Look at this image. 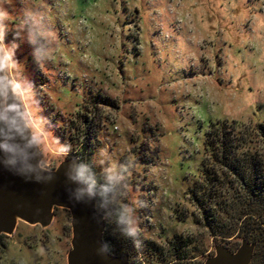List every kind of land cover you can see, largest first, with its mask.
Returning <instances> with one entry per match:
<instances>
[{
    "label": "rangeland",
    "instance_id": "obj_1",
    "mask_svg": "<svg viewBox=\"0 0 264 264\" xmlns=\"http://www.w3.org/2000/svg\"><path fill=\"white\" fill-rule=\"evenodd\" d=\"M44 3L59 37L52 59L40 70L27 43L16 52L50 133L43 162L55 168L67 144V158L80 157L98 177L131 165L120 199L136 207L140 247L104 217L107 238L121 253L129 247L134 264H201L215 244L237 248L230 214L212 235L189 189L195 182L210 192L201 163L211 121H237L250 137L264 122V0ZM9 11L18 19L20 4ZM70 238L63 209L44 229L18 222L0 237V264H66ZM257 253L263 264L264 243Z\"/></svg>",
    "mask_w": 264,
    "mask_h": 264
},
{
    "label": "clouds",
    "instance_id": "obj_2",
    "mask_svg": "<svg viewBox=\"0 0 264 264\" xmlns=\"http://www.w3.org/2000/svg\"><path fill=\"white\" fill-rule=\"evenodd\" d=\"M20 4V15L13 20L9 11ZM11 32L12 41L6 42ZM20 42L32 48L36 67L45 70L46 64L59 43L44 0H0V169L22 177L26 182L49 183L54 179L51 167L43 162L41 145L50 136L46 119L39 115V101L34 86L25 75L24 63L16 52ZM58 143V142H57ZM71 146L60 145L57 156L67 158ZM131 165L112 164L98 177L93 167L78 160L68 162L63 175L70 199L77 203L96 202V207L115 223L122 236L140 247L139 218L136 207L123 203L121 195L128 189ZM136 206L143 202L136 201ZM110 246L105 243L98 255H105Z\"/></svg>",
    "mask_w": 264,
    "mask_h": 264
},
{
    "label": "trees",
    "instance_id": "obj_3",
    "mask_svg": "<svg viewBox=\"0 0 264 264\" xmlns=\"http://www.w3.org/2000/svg\"><path fill=\"white\" fill-rule=\"evenodd\" d=\"M240 127L234 120L209 123L203 140L207 159L201 166L202 186L210 187V192L194 182L189 194L212 235L230 214L241 238L257 244L250 264H258V248L264 243V153L256 149L264 151V122L251 127L253 137L238 131Z\"/></svg>",
    "mask_w": 264,
    "mask_h": 264
},
{
    "label": "water",
    "instance_id": "obj_4",
    "mask_svg": "<svg viewBox=\"0 0 264 264\" xmlns=\"http://www.w3.org/2000/svg\"><path fill=\"white\" fill-rule=\"evenodd\" d=\"M74 159L78 160L75 157L61 160L52 169L54 179L49 183L26 182L18 175L0 169V237L11 236L18 222L44 229L53 221L54 210L63 209L69 212L71 229L66 264H129L126 254H97L104 244L105 217L98 211L95 201L77 203L70 199L66 187L74 185H67L63 172ZM254 249L255 243L245 237L235 250L215 244L213 255L203 264H250Z\"/></svg>",
    "mask_w": 264,
    "mask_h": 264
},
{
    "label": "flooded vegetation",
    "instance_id": "obj_5",
    "mask_svg": "<svg viewBox=\"0 0 264 264\" xmlns=\"http://www.w3.org/2000/svg\"><path fill=\"white\" fill-rule=\"evenodd\" d=\"M103 234H104V237H105V242H104V244L105 243H107L109 246H110V251H109V253L110 254H112V255H123V254H126L127 255V259H128V263L129 264H134L133 263V256H132V251L130 250V248L128 247V249L124 252V253H121L120 252V249L118 248V246L117 245H115V244H112L110 241H109V239L107 238V234H106V229L104 228V232H103ZM130 240H132V239H130ZM251 242V241H250ZM253 243H255V242H253ZM256 246H257V244L255 243V249H256ZM236 249V248H235ZM234 249V250H235ZM255 249H254V251H255ZM254 253V252H253ZM253 257V256H252ZM204 262V261H203ZM201 264H203V263H201Z\"/></svg>",
    "mask_w": 264,
    "mask_h": 264
},
{
    "label": "built area",
    "instance_id": "obj_6",
    "mask_svg": "<svg viewBox=\"0 0 264 264\" xmlns=\"http://www.w3.org/2000/svg\"><path fill=\"white\" fill-rule=\"evenodd\" d=\"M80 157H78L77 159H79Z\"/></svg>",
    "mask_w": 264,
    "mask_h": 264
}]
</instances>
